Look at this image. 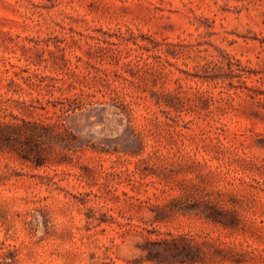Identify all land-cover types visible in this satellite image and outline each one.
Here are the masks:
<instances>
[{"label":"rangeland","instance_id":"374dc122","mask_svg":"<svg viewBox=\"0 0 264 264\" xmlns=\"http://www.w3.org/2000/svg\"><path fill=\"white\" fill-rule=\"evenodd\" d=\"M24 121L0 264H264V0H0Z\"/></svg>","mask_w":264,"mask_h":264},{"label":"trees","instance_id":"16d2710c","mask_svg":"<svg viewBox=\"0 0 264 264\" xmlns=\"http://www.w3.org/2000/svg\"><path fill=\"white\" fill-rule=\"evenodd\" d=\"M28 122L24 121L23 125L14 123H0V143H4L13 151L19 152L22 146H27L26 140L31 138H41V133L33 130H28L25 126ZM37 127H42L41 123H35ZM68 129H65L67 131ZM18 144H17V143ZM28 161H32L30 158H26ZM40 165L38 164V167Z\"/></svg>","mask_w":264,"mask_h":264}]
</instances>
